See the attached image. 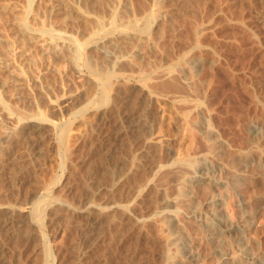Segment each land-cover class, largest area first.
<instances>
[{
  "label": "rangeland",
  "instance_id": "rangeland-1",
  "mask_svg": "<svg viewBox=\"0 0 264 264\" xmlns=\"http://www.w3.org/2000/svg\"><path fill=\"white\" fill-rule=\"evenodd\" d=\"M200 165L225 181L224 219L249 218L245 249L264 261V0H0V219L11 210L33 232L0 224V264H85L86 210L115 204L152 236L130 258L120 235L101 264H193L160 205L182 203L176 181ZM207 190L203 178L196 207ZM179 205L176 234L199 264H219ZM231 245L230 262L246 264Z\"/></svg>",
  "mask_w": 264,
  "mask_h": 264
},
{
  "label": "bare ground",
  "instance_id": "bare-ground-1",
  "mask_svg": "<svg viewBox=\"0 0 264 264\" xmlns=\"http://www.w3.org/2000/svg\"><path fill=\"white\" fill-rule=\"evenodd\" d=\"M121 5H124V3H121ZM88 15H90V13H88ZM106 40L104 37L99 38V40L97 41V42H99L97 44L98 50L100 51L101 54H103L107 58L111 59L114 62V64L118 63L119 61H121L123 59V56L119 55L118 52L116 51L115 46L109 44ZM123 100H124V98H123ZM118 103H119V101H118ZM113 114H115V113L113 112ZM119 115H121V113ZM108 117H111V118H108ZM108 117L107 118L110 120L107 119V121H108V123H110L109 121H111V119L113 117L110 115ZM120 118H122V120L124 119L123 121L129 120V118L126 114V111L124 112L122 117L120 116ZM107 121L105 120V122H103V125L105 123H107ZM121 121H119V122H121ZM123 121H122V123H123ZM112 122H113V120H112ZM114 123H116V122H114ZM28 129L30 132L31 131H39L41 129V125H38L37 123L30 122L28 124ZM102 132H103V129H102ZM99 135H101V133ZM103 144H104V140H103ZM105 145H107V144H105ZM112 156H113L112 159L118 160L119 159V152L118 153L115 152V154H112ZM217 162H214V164L219 166ZM249 162H251V164H256L253 161H249ZM203 166L204 165H200L199 166L200 170H196V172L194 171L195 174L185 173L179 177L178 181H176L177 185L181 184L187 190V192L184 193L183 196H181L182 203H180V200H179L180 198H179V196H177V197H173V198L164 200L163 202H161V205H160V213H161L162 217L164 218V222L167 226V229L174 234L175 239L177 240V243H178V248L183 252L184 256L187 258V260L189 262H191L193 264H199V260H198L196 252L190 248V246H191L190 242L187 241L185 238H182L181 235L176 234L178 232L177 231L178 228H180V222H179L177 214H176L177 206L180 204L179 206L183 207L184 213L186 214V216L188 218H192V219L197 220L199 226L205 232L204 236L212 242L216 241L217 244H216V247L214 248L213 254L215 255V257L218 260H220L219 264H232L230 262V260L234 254L231 255L229 252H226L225 250H223V242H225L227 240L231 242V244H232L231 246L235 248L236 252H239V255L243 258V260L245 261L246 264H264V261L261 259V257L258 254L251 253L245 249L244 239H245V237L250 235V232L253 230V226H252L249 218L247 217L246 219H243V220L238 221V222H229V221L224 219V209H223V204H222V198L216 192L217 191L216 188H218L219 186L224 185L226 183L223 180L215 178L214 174H211V172H208V170H206V171L202 170L201 171V169L205 168ZM207 168L208 167H206L205 169H207ZM109 174H111V173L109 172ZM108 175H106V176H108ZM24 176H27V174ZM102 178H104V177H102ZM203 178H207L210 181V190L205 191V194L206 195L208 194V195L204 198V201L202 202V206L196 207V204H194V197L197 195L196 193L198 192V190L200 188V182L202 181ZM23 179H26V178H23ZM111 180H112V177H111ZM115 184H116V182H115ZM93 186L94 185H92V187ZM123 186H125V185L123 184ZM235 189H236V186H234L233 190H235ZM243 203H245V201L242 198H240L239 204H243ZM119 205L115 204L112 207L110 206L113 211L108 212V214L106 213V215H103V213L100 214V212H102V211H100L98 209H97L98 211L95 209H89V210L87 209L88 211L86 210L87 215L85 216L86 218L83 219V220H85V222H84L85 224L84 225H83V223L81 224L83 226L81 228V229H83L82 230L83 232L82 233L80 232L81 234L85 235V236L82 235V238H81L82 243L84 242V243H86V245L87 244L89 245V247H88L89 251H87V255L85 253V255L88 258L86 262H89L92 264H101L100 262L103 259H105L108 256L110 257V255H108L109 253H111L110 251L111 250L116 251V249L115 250L112 248L110 249L108 246L106 247V245L108 243H112V242L115 244V242H117L120 235H121L120 238H122V236L127 234L126 239H124V240L122 239L123 246H127V245L129 246V244L134 243L133 246H136V247H137L136 243H142L146 239H148V237L152 236V234H149L151 229L149 230V232H146L148 230V228L145 230L146 225L145 224H139V222H137L135 219H133V217L131 215L126 213V211H124L123 208H122L123 209L122 210L121 209L122 206L120 207ZM108 209H110V208H108ZM3 213H4V215H3L4 217L2 216L3 217V218H1L2 220L0 219L2 221V222L0 221L1 222L0 224H1L2 228H4V230H5V232L3 231L4 234L7 233L8 235H10L13 233L15 234V232H17L22 237H24V239L26 238V239H30V241L32 240L33 232H31V229L29 231V229H27L26 227L25 228L23 227L24 225H26L28 223V221L25 218L20 217L21 219H17V217L15 215L16 213L14 214L13 211H11V210H6ZM73 214L75 215L74 212H73ZM94 220H96V221L94 222ZM18 221L21 223H17ZM17 225L19 227H17ZM0 232H1V230H0ZM115 232L116 233L118 232L117 233L118 235L117 234L114 235ZM18 237H19V235H18ZM149 243H151V241ZM114 244H112V245H114ZM109 245H111V244H109ZM153 245H155V244H153ZM78 246L79 245H76L74 247H78ZM130 246L128 249L125 248L126 249L125 255H126V257L128 256L131 258V257H133L134 254H138V252H137L138 249L135 251V249L133 247H130ZM120 248L123 249L122 247H120ZM125 249H123V250L125 251ZM76 250L79 251V247H78V249L76 248ZM76 250L74 249L75 252H76ZM72 251H73V249H72ZM121 252H123V251H121ZM123 255H124V253H123ZM125 255H124V257L123 256H121V257H123V259H124ZM74 257H72V258H74ZM139 257H141V256H139ZM75 258H78V257H75ZM74 259H73V262H74ZM116 260H121V259L116 258ZM134 260H137V259H134ZM84 261H83V263H84ZM81 262H82V260H81ZM86 262H85V264H89ZM104 262H106V261H104ZM134 262H136V261H134ZM75 264H78V263L75 262Z\"/></svg>",
  "mask_w": 264,
  "mask_h": 264
}]
</instances>
